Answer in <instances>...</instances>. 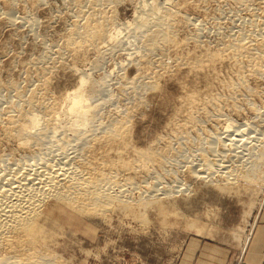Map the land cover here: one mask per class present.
Masks as SVG:
<instances>
[{"label":"rangeland","instance_id":"obj_1","mask_svg":"<svg viewBox=\"0 0 264 264\" xmlns=\"http://www.w3.org/2000/svg\"><path fill=\"white\" fill-rule=\"evenodd\" d=\"M109 1L100 0L98 10L103 11V16H113L116 24H125V27L121 26L114 42L106 43L98 57L96 51L92 50L87 59H78L64 51L65 40L74 21L83 19L79 16L75 0H0L1 86H8L9 82L20 85L19 92L22 91L24 95L22 103L18 105L15 103V91L0 90V172L15 167L18 162L23 163L22 160L28 156L26 149L17 144L19 142L16 139L9 141L2 136L1 130L8 126L7 118L17 117L22 112L20 110L25 109L26 113L31 110L26 101L42 80L46 79L49 83L45 90L48 97L60 100L67 91L79 84L82 73H85L89 79L87 84L90 83L86 87L87 96L95 93L92 89L94 81L101 92H96L95 96L92 93L93 99H99L101 104L96 109L95 115L99 118L94 119L98 121L93 123L95 126L91 132L102 136L108 126L127 116L130 126L127 125L125 129L129 131L128 136L119 142H129L142 150L157 147L164 157L161 165L152 161L155 164L151 163L147 170H134L135 173L133 170L120 169L118 165L116 169L107 165L106 170H116L112 173L116 182L111 183L110 192L118 193L120 185L125 188L119 197L121 199L115 198L112 206L101 213L97 214L91 209L88 210L92 213L88 210L77 211L67 204L55 203L54 199H51L53 205L45 204L44 214L38 222V234L41 244L56 256L58 261L55 264H258L249 262L246 255L264 212V74H253L246 59L243 60L246 63L243 70L238 69L233 58L228 57L206 66L202 64L204 68L196 70L190 69L185 61H180L184 55H204L205 49L213 50L212 47H217L222 41V34V38L228 35L236 39L244 33L248 36L245 41L250 42L251 32L264 27L257 0H187L186 3H181L184 0H170L169 4H162V11H172L178 17L186 15L193 18L195 26L178 28V39L184 43L177 44L179 46L173 44V48L171 45H162L159 49L167 47L165 52L162 51L163 54L162 49H155L156 53H151V67L155 69L152 67L148 73L154 77L133 61L150 55L144 37L146 30L140 28L142 33L139 32L137 18L134 19L139 12L147 13L145 11L148 9L139 10L143 0ZM93 3L94 0H86L83 12L88 13ZM9 8L12 9L15 24H11L13 21L10 23L5 16ZM154 16L148 18L154 19ZM100 19L99 22H104V19ZM198 22L202 23L201 26ZM106 23L107 31L112 32V21ZM197 24L204 30L199 40L201 44L192 37ZM50 55L54 62L49 58ZM55 60L58 62L55 63ZM50 61L54 64L51 65ZM163 65L167 66L168 72L163 70ZM145 82L156 83L154 89ZM230 83L235 85L229 87ZM193 93L197 94V103L190 107L187 101ZM206 97L212 100L209 104L204 100ZM36 112L39 117L45 114L40 110ZM57 115L56 123L61 126L57 128L56 135L59 137L62 136V126H68L69 117L63 110ZM228 123H232L234 129L240 123L249 124L251 130L247 133L252 138L255 134L258 140H250L253 141L249 143L250 147L248 144L227 148L224 143L231 142L224 136V127ZM67 135L74 139L71 131H67ZM119 142L115 141L118 144L113 146L107 145L108 148L106 146L105 149L111 154L105 152V158L119 160L121 151L124 156L120 158L123 160L136 158L130 149H119L122 146ZM47 143L49 145H44L42 151H48L50 146L55 148L52 142L51 145ZM40 147L37 146V149ZM109 147L114 148L113 151ZM209 147L215 150L211 152L210 158L218 164H224L223 156L229 148H235L242 155L245 153L244 159L242 157L238 162L225 161V164L236 170V174L232 173L227 178L228 174H224L220 168L212 173V177L206 173L202 174L204 177L192 176L190 166H198L202 150ZM104 156L100 159L106 160ZM130 173L135 175L129 181Z\"/></svg>","mask_w":264,"mask_h":264},{"label":"bare ground","instance_id":"obj_2","mask_svg":"<svg viewBox=\"0 0 264 264\" xmlns=\"http://www.w3.org/2000/svg\"><path fill=\"white\" fill-rule=\"evenodd\" d=\"M37 1H39V0H37ZM85 1L86 0H75L76 4L78 5V8H79L78 9L79 13H80L79 16H80V18H83V19L76 20V22L74 21L73 28L71 29V32L67 35V38L65 40L66 46L64 45V47H66V48H64V51L66 50L69 55H72L73 57L78 58V59H80V58L87 59L86 57H88L89 52L92 50L96 51L97 57H98L100 55V53L103 51L101 49L104 47V45L106 43L114 42V40L116 39V35L121 31V29H120L121 26L123 27V25H124V27H125V24H120V23L116 24V22H115L116 20L114 19L113 16H103L101 14V13H103V11L101 12V11H99L100 9L98 10V4L100 3V0H94L92 7H90V11L88 13L87 12L84 13L82 10V7L84 6L83 4ZM110 1H113V0H110ZM171 1H173V0H171ZM186 1L187 0H184L181 3H186ZM169 2H170V0H150V1L149 0H143V4H139V5H141L140 7L138 5V7L140 9L137 7L139 10L148 9L149 11L143 10L147 13L151 12L150 15L149 14L147 15V13L139 12V14H138L139 16L137 15L138 16L137 17L135 14L136 17H134V19L137 18L135 20L138 21L137 24H139V26H137V28L140 31L136 27H134V28L137 29L139 32H141L140 28L146 30L144 37H146L145 38L146 46L149 47L150 55H148V56L146 55L144 57L142 56L143 58H141V59L140 58L133 59L132 57H130V58H132L134 62H137L136 64L139 65V67L141 69L147 70L146 73H148L149 70H152L153 66L151 67V65H152L151 55L154 53V51L161 50L162 48L161 49H159V48L162 47V45H164V46L171 45V47H172L173 44L175 46L177 44H181V43L185 42V41L182 42L183 40L181 41V39H180V41H181L180 42L178 39V36H177L178 33L177 32L179 31L178 30L179 27L195 26L193 18H192L193 19L192 20L191 18H189L186 15L178 17V16H176V14H172V11L167 12V11H162L160 9L162 4L166 5V4H169ZM257 3L259 6V7L258 6L257 7L261 9L262 14L260 15V13H259L260 9H259L258 13L260 16L263 15L262 17L264 18V0H257ZM257 3H255L254 5H256ZM171 4H173V3H171ZM11 7H13V6H11ZM163 7L168 8V6H163ZM254 11H255V9H254ZM254 11H253V13H254ZM140 13H141V15H140ZM143 14H146L147 17ZM81 15H82V17H81ZM153 15L156 16V17L154 16V19L148 18V16H153ZM5 16L10 21V23L13 20H15V19H13L14 15L12 14L11 8H9V10L7 12H5ZM99 17L101 19H104V22H99V20H98ZM175 17H177V18H175ZM251 17H253V16H251ZM8 20H6V21H8ZM108 21L109 22L112 21V23H113V27H111L112 29H110V30H112V32L107 31L108 25L106 22H108ZM195 21H197V19H195ZM134 22H136V21H134ZM11 24H15V22L13 21ZM199 24H197V26L195 27L196 33L194 35L191 34L193 39L196 40L198 43H200L199 40H201V37L203 35V31H204L202 29V27H200L202 23L200 24V26H198ZM144 27H146V28H144ZM143 34H144V32H143ZM251 35H252V39L250 38V42H248V41H245V40H247L248 36H247V34H244V33H242L240 35V38H236L234 36L236 39H234L233 37L228 36V35L224 36L222 38V36H223V34H222V36L220 38V39H222V41H219V44L217 45V47H215V46H214L215 48L212 47L213 50L205 49L206 53L205 54L202 53L204 55H198V54H195V55L187 54L184 56L181 55L182 59L180 61H181V63H182V61H185L187 63V66H190V69L196 70L198 68H202L203 67L202 64L203 65L205 64V66H206V64H208V63L211 64V62H215L218 59L221 60V58L223 59L224 57H228V58H233V61H234L233 63L235 65H238V69L243 70V66L246 64L243 60L246 59V60H248L247 63H248V66L251 67L252 73L255 75H257V74L262 75V73L264 74V27L262 26V28L259 27L258 29L252 31ZM225 37H227L230 40L225 39ZM251 42H254V44H252ZM209 45H211V44H209ZM177 46H179V45H177ZM202 46H203V44H202ZM171 47H168V48H171ZM109 48H111V47H109ZM165 48H167V47H164L161 50V52ZM198 50L200 52V49H198ZM129 51H131V50H129ZM164 52H165V50H164ZM129 53H130V56H132L131 52H129ZM58 54L60 55L61 53L59 52ZM133 54H135V53H133ZM162 54H163V52H162ZM56 56H58V55H56ZM97 57L95 56V58H97ZM49 58L53 59V62H54V58L52 56ZM45 61H46V59H45ZM161 61H162V58H161ZM50 62H52V61H50ZM53 62L51 63V65L54 64ZM56 62H58V61L55 60V63ZM177 62H178V60H177ZM185 62H184V64H186ZM179 64H180V62H179ZM54 66H56V64ZM211 66L215 67L213 65H211ZM51 67H53V66H51ZM164 69L167 70V72H168L167 66L165 67L163 65V70ZM238 69H236V70L238 71ZM153 71H155V70H153ZM192 71H194V70H192ZM41 72H40V74H42ZM156 72H157V69H156ZM82 74L83 75H81L79 84L73 90H71L69 92L67 91V93H65L64 96L61 97L60 100L51 99L53 97H51V98L48 97V94L45 92V90L47 91V87H48L49 83L46 82V79H44V80L41 79L42 82L40 84L37 82L39 84V86L36 89H34L33 91H31V94L29 95L28 100L26 101L28 103V105L30 106L31 110L28 111L27 113L24 112L25 109L20 110L22 112L20 113V115H18V116L16 115L17 117L7 118V120L9 119L7 122L8 126L5 127V129L2 128L3 130H1L2 136L9 139V141L11 139L12 140L16 139L19 142L17 144H19L22 148L26 149V151L28 152V154H27L28 156H26L27 158H24V161L22 160L23 163L18 162L15 164V167H13V168L5 171V172H0V264H55V262L57 263L58 260H56V256L51 254L50 252H48V250L41 244V242L39 240L40 235L38 234V232H39L38 222H39V219L41 218L42 214H44L43 206L45 204L53 205L52 204L53 202L51 203V199H54L55 203L60 202L61 204L62 203L67 204L70 207H72L73 209L75 208L77 211L80 210V211L84 212V211H87L88 209H91L92 212H95L97 214L101 213L102 211H105L104 209H106L108 206H110L112 204V202L115 198L119 199V197L122 196V193H124L123 189L125 188V187L120 185V191L118 193L110 192L111 183L116 182L114 179L115 177L112 174L116 170L113 172H112V170H110V171L106 170L105 168L107 167V165L113 166V167H115V169H116V166L118 165L119 168L121 167V168H124L125 170H133V171L138 170L139 171V169H140V171H141L143 169L147 170L150 167L152 161L158 162L159 165L162 164V159L164 157L163 156L164 154L162 155V153H159L158 152L159 150L156 149L157 147H149L148 149L142 150V149H137V148L133 147L132 145L129 144V142L128 143H125L126 141L125 142L123 141L122 143L119 142V141L124 140L125 138L127 139V136H128L129 131L128 130L126 131V129H125V127H127V125H129L127 116L124 118H121L120 120H116V122L111 124V127L108 126V128L105 129L108 132L103 131L101 134L102 136L94 134V132H91V131H93L92 128H94V126H95L93 123H95L96 120L99 118L96 116L97 114L95 115L96 109L101 104L99 102V99L98 100L93 99L94 98L93 95L95 96L96 92L99 94L100 91L98 90L99 88L97 89V87L95 86V84L97 82L94 81L92 83L93 84L92 89L95 93L92 92L93 93V95L91 93L92 96L91 95L87 96L86 87H88L90 83L87 84L89 79L85 76V73H82ZM142 74L144 75L143 72H142ZM148 74H150V73H148ZM31 75H32V73H31ZM147 77H149V75H147ZM152 77H154V76H152ZM238 79L240 80V77H238ZM28 80H30V79H28ZM150 80H152V79H150ZM147 82H145L146 85L149 87H153V89H154L156 83H154V82L147 83ZM243 83H245V82H243ZM1 84H3V83L0 82V90L1 91H4L6 89L7 90L10 89L12 91H15L17 93L16 96L14 95L16 97L15 103L18 105L20 103H22L21 100H22V97L24 95H23L22 91L19 92V88H20L19 86L20 85L18 86L12 82L11 83L9 82L8 86L6 85L3 87V86H1ZM139 84H141V83H139ZM234 85H235V83H233V85L230 83L229 87L234 86ZM90 87H89V89H90ZM99 87H100V85H99ZM232 88H231V90H232ZM144 89H145V87H144ZM10 90H9V92H10ZM31 90H32V87H31ZM90 91H91V89H90ZM140 91H141V88H140ZM145 91H147V90H145ZM13 94H14V92H13ZM25 95H27V94H25ZM110 95H112V94H110ZM216 97L217 96H215V99H216ZM196 98H197V94L195 95V93H193L192 95H190L189 101H187V102H190V107H192L191 104L197 103ZM210 98H211V96H210ZM210 98L206 97L204 100L208 103V102L212 101V100H209ZM10 99L11 98H9V100ZM49 100H51L50 103L48 102ZM204 100H203V102H204ZM102 101H103V99H102ZM216 101H218V99ZM131 104H132V102H131ZM130 108H131V106H130ZM39 110H40V112L41 111L45 112V114L42 117H39L38 113L36 112ZM62 110L66 115H68L69 124H68V126H67V124H66V126H62L61 129H63V132H61V134H60L62 136L58 137L56 135L57 134V128L61 127V126H58L59 124L56 123L58 116H59L57 114ZM100 115H102V114H100ZM188 116H189V114H188ZM95 118H97V119L94 121ZM190 119H191V117H190ZM2 120H3V118H2ZM171 124H174V123H171ZM244 125L245 124L240 123L234 129L233 128L234 125L232 123H228L226 125V127H224L225 132L224 131L223 132L225 134L227 133L226 135L224 134V136H226L227 139L231 142L229 144L224 143V146L231 147L232 145H234L235 148H239L242 146H248L249 143L253 142V141H251V142H249V141L256 138L255 134L253 133L254 137L252 138V136L247 133V132H250L251 126L248 124V125H245V128H242ZM67 131L68 132L71 131L73 133L74 139L68 138ZM63 137L65 139H63ZM223 138H225V137H223ZM33 140H34V142H32ZM45 140H47L50 143V145L52 142V144H53V146H55V148L50 146L51 149L49 147L48 151H42L43 149L41 150V148L44 145L48 144L47 141H45ZM53 140H54V142H53ZM257 140H258V137H257ZM257 140L255 139V141H257ZM44 141L46 144L43 143ZM115 141L119 142V144L122 145L121 148H119V149H123V151H127L128 149H130L131 153L133 155L134 154L136 155V158L134 157L133 160H131V159L130 160H123L122 158H120V157L124 156L123 152L121 150H119V151H121V153L119 154L120 157H118L119 160L118 159L115 160L113 157L105 158V156L103 154L105 152L106 153L109 152L108 150L105 149L106 146L107 145L109 146L110 144H112V146H113V144H118V143H114ZM13 143H14V141H13ZM36 145L38 147L39 146H41V147L39 149H37ZM108 146H107V148H108ZM116 147L118 148V145ZM249 147H250V144H249ZM117 148H115V150ZM235 148L227 149L229 151L227 152V150H226L225 155L222 151V153H223L222 155H224L223 158H225L226 162H228V161L233 162L235 160H237V162H238V160L240 161V159L244 156L245 153L242 155V154H240L239 151H236ZM113 149L114 148L111 147L109 150L113 151ZM243 150H246V149H243ZM214 151L215 150L210 148V147H209V149H203L202 150V155L200 157V161L197 163L198 166H200V168L197 169L196 167H198V166L197 165L194 166L193 165L194 163L191 164L193 166H190V173L192 176L204 177V175H202V174L206 173L209 177L212 175V173L214 171H218V169H220V168L222 169L221 171L224 174H228L226 176L227 178L229 175H232V173L236 174V170H233V168H231L229 164H225V161H224V164L223 163L218 164L214 161L215 159L213 160L210 158L212 155L211 152H214ZM160 152H162V151H160ZM127 153H129V152H127ZM101 156L102 157L104 156V158L106 160L100 159ZM127 158H129V157H127ZM127 158H125V159H127ZM219 159H221V158H219ZM243 159H244V157H243ZM188 162H190V161H188ZM254 163H256V162H254ZM152 164L154 165L155 163H152ZM125 172H127V171H125ZM135 172L136 171H134V173ZM133 176L130 173L128 180L130 181V179H133L134 178ZM203 179H205V178H203ZM133 184H134V182H133ZM121 201H123V199ZM45 207H46V205H45ZM89 211L90 210H88V212ZM91 211H90V213H92ZM2 252L6 253V254L4 255V254H2Z\"/></svg>","mask_w":264,"mask_h":264},{"label":"crops","instance_id":"obj_3","mask_svg":"<svg viewBox=\"0 0 264 264\" xmlns=\"http://www.w3.org/2000/svg\"><path fill=\"white\" fill-rule=\"evenodd\" d=\"M246 258L252 263L264 262V212L260 217L253 240L249 246Z\"/></svg>","mask_w":264,"mask_h":264}]
</instances>
